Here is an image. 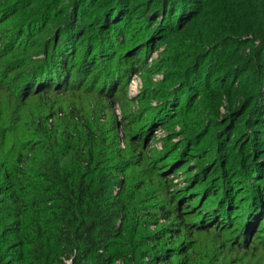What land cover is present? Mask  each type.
Here are the masks:
<instances>
[{"label":"rangeland","instance_id":"374dc122","mask_svg":"<svg viewBox=\"0 0 264 264\" xmlns=\"http://www.w3.org/2000/svg\"><path fill=\"white\" fill-rule=\"evenodd\" d=\"M12 1L3 0L2 7ZM36 1L44 7L48 0ZM65 2L70 3V0ZM38 10L37 6L31 7L20 11L8 22L0 23V164L4 165V171L12 169L16 153L25 144L27 147L40 144L35 149L39 160L47 150H59L64 144V135L78 123L76 115L80 112L83 123H88L96 134L97 157L110 167L109 176L126 182V194H136L140 237H150L163 230L167 232L160 242L148 240L134 255L114 264H183L186 257L194 264H264V208L258 218L251 220L254 226H245L243 210L239 208H235L233 214L230 210L223 211L216 220L206 219L205 210H199L208 200V194H201L203 187L207 185L212 189L214 184L211 183L216 181L220 169L223 166L226 170L233 168L243 152L249 153L254 145H261L253 151V156L259 159L261 166L264 165V127H253L247 122L261 118L260 112H264V97L259 106L261 110L252 102L254 80L251 74L242 72L235 83L228 81L222 90H219L222 84L214 81L215 77L225 74L237 58H227L221 63L214 57L210 62V73L206 74L201 68L199 76L204 85L182 91V81L197 72L198 67L190 73L185 72L186 68L210 50V43L205 41H214L209 39V29L212 21L219 20L223 14V5L204 11L198 22L184 32L168 35L151 45L146 43L141 50L132 49L131 59L126 55L121 60L122 53L112 64L110 59L99 58L85 84L86 91L54 89L48 93L21 85L29 81L27 71L37 67L34 62L41 61L43 55L37 56L28 48L30 55L26 62L27 56L20 53L19 47L16 46L15 53L8 52L10 44H7L14 37L15 25ZM253 17L257 19L261 15L242 18L248 21ZM244 39L252 40L253 36ZM138 40L140 38L130 41ZM236 52L234 50L232 57ZM240 53L239 59L244 55ZM24 72L25 77L20 79ZM120 73L122 76L116 80ZM210 83L212 88H209ZM21 87L23 90L19 91ZM173 95H176V103L172 102ZM179 99L180 105L174 107L179 104ZM233 114L235 117L230 120ZM80 129L86 136L87 127ZM141 134L146 136L143 138ZM226 142L225 148H218L220 143ZM199 178L207 181L196 186ZM3 179H0V192L8 183L6 177ZM114 190H119V186ZM220 193L216 187L214 195L219 198ZM173 199L175 201L171 202ZM142 202L147 204L142 205ZM165 202L168 209L171 208L169 219L154 205ZM150 205L149 210L146 206ZM148 211L155 216H149ZM12 212L13 206L7 195L2 196L0 233L17 228L18 220ZM189 223L197 224L199 228L187 227ZM172 228L178 231L172 232ZM15 238L4 233L0 235V254L4 256V263L10 260L12 264H22L16 261L19 250H13L18 242L10 244ZM185 247H188V253H185ZM165 250H170L172 256L156 255ZM64 262L73 264V256L64 258Z\"/></svg>","mask_w":264,"mask_h":264},{"label":"trees","instance_id":"16d2710c","mask_svg":"<svg viewBox=\"0 0 264 264\" xmlns=\"http://www.w3.org/2000/svg\"><path fill=\"white\" fill-rule=\"evenodd\" d=\"M65 1L48 0L43 7L36 0H14L2 7L3 0H0V23L8 22L20 11L24 12L35 6L39 8L31 17L15 25L14 37L7 43L10 44L8 52L11 50L15 53L19 47L20 53L27 56L24 58L26 62L30 55L28 48L37 53V56L43 55L41 61L34 62L37 67L27 71L29 81L21 85L26 84L33 91L41 90L46 93L54 89L84 92L85 84L92 76L95 62L99 58L104 61L110 59L111 63L122 53L121 60L126 55L131 59L132 49H142L146 43L151 45L168 35L184 32L198 22L204 11L222 4L223 14L219 20L212 21L209 29V39L213 38L214 41H205L210 43V50L203 52L193 66L186 68L185 72L190 73L198 67L197 72L184 78L182 91L194 90L204 85L199 75L203 70L206 74L210 73V62L214 61V57L221 63L227 58H237L230 69L215 77L214 81L222 84L219 87L222 90L227 87L228 81L233 84L242 72H249L254 80L252 102L257 105L256 109L261 110L259 106H262L264 97V0ZM247 15L261 17L244 21L243 18ZM158 19L160 22H157ZM250 35L253 36L252 40L244 39ZM135 38L140 40L130 41ZM248 47L251 48L249 52ZM234 50L237 52L232 57ZM239 53L244 54L240 59ZM118 76H122L121 73L116 76V80ZM23 77L25 72L19 78ZM212 87L210 83L209 88ZM21 90L22 87L19 88ZM175 96L171 98L173 103H176ZM179 100V104H174V107L180 105L181 99ZM260 113L261 118L254 119L255 121L249 119L248 124L264 127V112ZM79 114L76 115L78 123L64 135V144L59 150L51 148L39 160L35 149L40 144L32 143V147L25 144L16 153L10 171H4V165L0 164V179L6 177L8 182L1 190L0 198L7 195L8 202L13 206L12 213L18 220L17 228L6 229L0 235L4 233L5 236L16 237L10 244L18 242L13 250H19L20 256L16 259L19 263L65 264L64 258L73 256V264H114L117 260L128 259L130 254L134 255L148 240L158 243L167 234L163 230L150 237H140V220L137 216L140 211L135 205L136 194H126V182L109 176L110 167L97 157L96 134L88 123H83L84 118ZM233 117L235 114L229 119L232 120ZM83 126L87 127V140L80 129ZM141 136L144 138L146 134ZM226 144L227 142L220 143L218 148H225ZM248 146L249 144L246 145ZM260 147L257 144L249 153L243 152L233 168L226 170L223 166L216 181L211 183L214 184L212 189L207 185L203 187L201 194H208V200L201 202L199 210H205L208 214L206 219L216 220L223 211L230 210L229 213L233 214L234 209L239 208L243 210L245 226H254L251 220L258 218L264 208V165L261 166L259 159L253 156V151ZM44 148L47 149V146ZM206 181L207 179L204 181L199 178L195 184L197 186ZM117 186L119 190L115 191L114 187ZM216 187L221 192L219 198L214 195ZM174 201L175 199L171 202ZM143 204L146 205L147 202H142ZM154 205L163 217H171V208L168 209L166 202ZM151 206L146 207L150 210ZM178 210L182 212V209ZM204 226L208 228L206 224ZM187 227L199 228L192 223ZM174 230L178 231L171 229L172 232ZM184 250L185 253L189 251L188 247ZM1 255L0 264H12L10 260L9 263H4V256ZM156 255H161L162 258L172 256L170 250ZM182 262L194 264L189 257Z\"/></svg>","mask_w":264,"mask_h":264}]
</instances>
